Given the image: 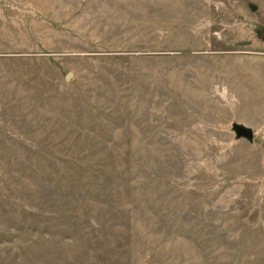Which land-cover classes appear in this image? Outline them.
<instances>
[{
  "label": "rangeland",
  "instance_id": "1",
  "mask_svg": "<svg viewBox=\"0 0 264 264\" xmlns=\"http://www.w3.org/2000/svg\"><path fill=\"white\" fill-rule=\"evenodd\" d=\"M0 264H264V0H0Z\"/></svg>",
  "mask_w": 264,
  "mask_h": 264
},
{
  "label": "water",
  "instance_id": "2",
  "mask_svg": "<svg viewBox=\"0 0 264 264\" xmlns=\"http://www.w3.org/2000/svg\"><path fill=\"white\" fill-rule=\"evenodd\" d=\"M70 75V72L67 74V77ZM236 136H245L248 139H252L254 136V131L250 126H246L244 124H241L239 122H234L232 124Z\"/></svg>",
  "mask_w": 264,
  "mask_h": 264
}]
</instances>
